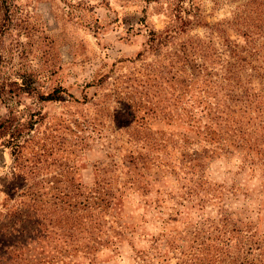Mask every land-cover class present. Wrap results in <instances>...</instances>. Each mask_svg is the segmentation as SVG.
Masks as SVG:
<instances>
[{
  "label": "rangeland",
  "instance_id": "1",
  "mask_svg": "<svg viewBox=\"0 0 264 264\" xmlns=\"http://www.w3.org/2000/svg\"><path fill=\"white\" fill-rule=\"evenodd\" d=\"M183 1L198 7L200 22L191 13L177 19L179 0H14L3 49L14 56L15 76L25 69L39 93L59 89L61 97L42 102L15 88L0 105L33 138L15 162L0 134V264H39L42 247L64 245L58 231L49 233L54 217L35 214L58 212L62 225L68 178L90 188L110 177L120 189L102 212L103 238L112 242L88 256L58 248L45 264H183L221 207L264 230L261 172L232 146L211 153L180 111L189 97L211 99L204 80L227 57L219 26L238 46L253 40L264 48V0ZM150 31L174 37L155 44Z\"/></svg>",
  "mask_w": 264,
  "mask_h": 264
},
{
  "label": "trees",
  "instance_id": "2",
  "mask_svg": "<svg viewBox=\"0 0 264 264\" xmlns=\"http://www.w3.org/2000/svg\"><path fill=\"white\" fill-rule=\"evenodd\" d=\"M179 2L174 8L177 19L185 22L183 19L189 13L199 18V9L194 3L186 4L182 0ZM14 8V0H0V105L4 103L8 106L9 101L15 98V88L18 94H37L42 102L59 101V89L47 94L39 93L32 74L25 69L21 68L23 70H19L15 76L14 56L3 49V41L11 31ZM198 21L200 22V18ZM219 30L226 46L227 57L221 64L220 73L210 71L207 73L209 77L204 80L212 90V94L209 91L211 99L207 96L189 97L185 101L189 106H183L180 111L193 121L188 125L195 128L205 142L213 144L211 153L219 150L228 154L232 146L242 153V163L253 171L259 170L264 179V48L256 47L253 40H248L245 46H238L227 36L223 27L219 26ZM164 34L150 31L148 37L155 44L162 40L167 42L174 37L170 31H165ZM247 35L251 37L248 33ZM177 100L183 102L180 97ZM201 107L205 110L208 123L202 122V115L197 116L196 109L202 112ZM30 122L34 121L30 119L28 123ZM19 125H15L14 117L0 114V134L3 137L1 141L11 147L15 162L25 157L24 151L30 148L33 139L29 135L31 126ZM205 152L203 150L200 153L205 154V157L212 155ZM182 155L186 156L185 153ZM27 159L28 157L25 160ZM193 159L197 160L193 166L199 165L200 158ZM135 180L138 181V178ZM195 183L197 187H201L203 182L198 179ZM119 190L115 183H111L110 177L103 176L90 188L75 185L71 179H66L65 192L59 198L62 204V225H58L55 216L58 212H49V217L46 214H35L43 221H51V217H54L55 225L49 233L55 234L58 231L64 245H54L47 251L46 247H42L40 254H35L39 256L38 263L51 262L58 248L61 256L68 257L77 252L88 256L99 252L102 247H107L111 240L105 241L103 238L107 228L103 227L102 212L115 204L119 198ZM199 201H202L201 197L198 198ZM208 221H211L208 224L212 226L211 229L207 228L208 235L192 240L195 246H189L192 250L191 258L185 259L183 264H264V230L256 229L255 225L241 220L234 212L223 207L217 222H212L210 218ZM87 238L89 239L86 240ZM89 240L92 244L88 243ZM112 244L117 248L115 243ZM30 250L27 249L24 253L30 256Z\"/></svg>",
  "mask_w": 264,
  "mask_h": 264
}]
</instances>
